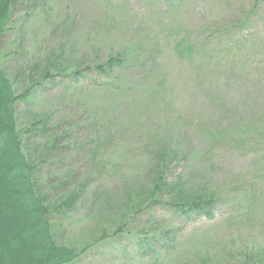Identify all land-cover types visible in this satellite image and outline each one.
Masks as SVG:
<instances>
[{"label":"rangeland","instance_id":"obj_1","mask_svg":"<svg viewBox=\"0 0 264 264\" xmlns=\"http://www.w3.org/2000/svg\"><path fill=\"white\" fill-rule=\"evenodd\" d=\"M1 53L16 93L35 87L18 105L20 127L40 114L67 133L70 150L44 165L41 178L69 170L72 186L88 184L59 232L60 243L86 249L77 264H154L133 239L139 225L161 220L178 239L168 261L203 235L224 262L228 254L264 253V0H15ZM116 56L124 63L97 70ZM51 59L57 71L43 81ZM91 113L114 137L95 161ZM153 129L185 139L188 159L172 173L197 171L221 202L212 219L157 206L114 236L127 188L148 170L143 148ZM206 129L238 135L239 145L214 141Z\"/></svg>","mask_w":264,"mask_h":264},{"label":"trees","instance_id":"obj_2","mask_svg":"<svg viewBox=\"0 0 264 264\" xmlns=\"http://www.w3.org/2000/svg\"><path fill=\"white\" fill-rule=\"evenodd\" d=\"M14 5L15 0H0V264H77L86 249L79 250L74 246L60 243L59 232L62 230L63 218L76 210L82 189L88 184L72 186L75 174L65 169L62 177L49 174L48 179L43 181L40 169L47 163L54 164L51 160L62 159L65 151L70 150L66 145L69 143V140H66L67 133L60 128H53L47 115H33L31 124L26 127H20L18 123V105L30 102L35 87L17 94L13 82L3 68L1 44L12 22ZM121 58V56L109 58L106 64L96 68L100 73L108 74L113 66L124 63L125 60ZM47 62L40 77L43 81L52 80L57 71L53 59ZM79 73L76 71L73 75ZM58 75L72 76L61 72ZM37 84L40 85L39 82ZM86 112L85 108L84 113ZM98 113L89 115V118L97 120L94 126H89L98 130L91 134L92 137L97 136L91 144L92 149L89 150L90 154L93 153L91 159L94 161L98 159L100 153L102 156L105 155L103 150H106L109 141L114 138L112 133H107L108 130H102L105 121ZM83 116L84 114L81 117ZM86 120L90 121L89 119L82 121L85 123ZM206 130L214 141H226L233 147L239 145L238 135H226L223 132L213 134ZM38 138H41V142L37 140ZM258 139L261 140L259 134L256 135L255 141ZM257 144L259 147L262 145ZM182 148H185V139H175L155 129L151 131L143 148L146 157L148 155V170L141 179L134 182V185L127 188L125 211L121 214L122 223L112 235H127L126 227L133 223V220L150 213L157 206L162 207L171 216L185 218L199 216L212 219L215 209L221 202V197L212 188V184L206 180L200 183L201 176L197 171L184 170V173L178 175L172 173L176 164L188 159ZM213 151L212 149L205 155H210ZM147 223L148 228H142L145 223L137 227L140 229H137L136 237L133 239L136 243L134 249L146 261L154 260V264L264 262V253L254 255L250 250L240 252L236 256L228 254L229 259L225 262L219 260L214 254L217 249H210V246H213V237L206 235L202 236V240L197 237L194 240L195 244L191 243L176 253L177 255L172 252L171 261H168L166 253L175 250L174 244L178 239L173 237V231L164 224V220L157 225ZM107 236L104 233L97 242H102L109 237Z\"/></svg>","mask_w":264,"mask_h":264}]
</instances>
